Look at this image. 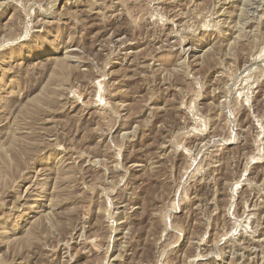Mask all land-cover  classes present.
Segmentation results:
<instances>
[{
    "label": "rangeland",
    "instance_id": "1",
    "mask_svg": "<svg viewBox=\"0 0 264 264\" xmlns=\"http://www.w3.org/2000/svg\"><path fill=\"white\" fill-rule=\"evenodd\" d=\"M0 264H264V0H0Z\"/></svg>",
    "mask_w": 264,
    "mask_h": 264
}]
</instances>
